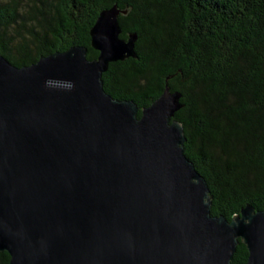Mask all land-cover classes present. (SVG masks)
<instances>
[{
  "label": "water",
  "instance_id": "water-1",
  "mask_svg": "<svg viewBox=\"0 0 264 264\" xmlns=\"http://www.w3.org/2000/svg\"><path fill=\"white\" fill-rule=\"evenodd\" d=\"M116 6L71 47L17 67L0 55V252L9 264H264V210L212 216L166 84L149 107L113 99L102 75L135 58ZM141 116L138 117V112Z\"/></svg>",
  "mask_w": 264,
  "mask_h": 264
},
{
  "label": "trees",
  "instance_id": "trees-1",
  "mask_svg": "<svg viewBox=\"0 0 264 264\" xmlns=\"http://www.w3.org/2000/svg\"><path fill=\"white\" fill-rule=\"evenodd\" d=\"M113 6L136 57L109 64L106 93L141 110L166 84L180 92L173 120L208 185L211 215L264 210V0H0V55L22 67L82 46L93 60L90 30ZM247 257L239 241L231 264ZM9 260L0 252V264Z\"/></svg>",
  "mask_w": 264,
  "mask_h": 264
}]
</instances>
